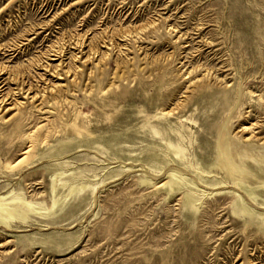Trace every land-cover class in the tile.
I'll return each mask as SVG.
<instances>
[{
    "label": "rangeland",
    "instance_id": "374dc122",
    "mask_svg": "<svg viewBox=\"0 0 264 264\" xmlns=\"http://www.w3.org/2000/svg\"><path fill=\"white\" fill-rule=\"evenodd\" d=\"M0 83V264H264V0H0Z\"/></svg>",
    "mask_w": 264,
    "mask_h": 264
},
{
    "label": "bare ground",
    "instance_id": "6f19581e",
    "mask_svg": "<svg viewBox=\"0 0 264 264\" xmlns=\"http://www.w3.org/2000/svg\"><path fill=\"white\" fill-rule=\"evenodd\" d=\"M79 49H80V48H79ZM96 50H97V49H96ZM77 58H78V57H77ZM76 60H77V59H76ZM2 73H3V72H2ZM0 84H1V83H0ZM1 92H2V91H1ZM0 95H1V94H0ZM23 95H24V94H23ZM2 100H3V99H2ZM6 101H7V100H6ZM1 102H2V101H1ZM1 102H0V103H1ZM4 103H5V102H4ZM20 105H21V104H20ZM0 106H1V105H0ZM14 106H16V104H14ZM1 107H2V106H1ZM17 107H18V106H17ZM12 108H13V106H12ZM7 110H8V109H7ZM7 110H6V111H7ZM245 116H246V115H245ZM244 129H246V128H244ZM250 135H251V134H250ZM22 161H23V159H21V160L18 162V164L21 163Z\"/></svg>",
    "mask_w": 264,
    "mask_h": 264
}]
</instances>
